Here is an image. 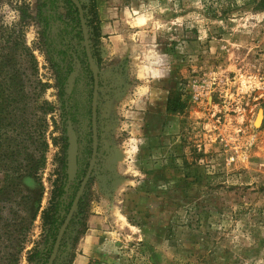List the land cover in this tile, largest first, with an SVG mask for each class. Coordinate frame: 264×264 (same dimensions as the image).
I'll return each instance as SVG.
<instances>
[{"label":"rangeland","instance_id":"rangeland-1","mask_svg":"<svg viewBox=\"0 0 264 264\" xmlns=\"http://www.w3.org/2000/svg\"><path fill=\"white\" fill-rule=\"evenodd\" d=\"M78 1L95 162L51 264H264V8ZM94 86L67 0H0V264L48 263Z\"/></svg>","mask_w":264,"mask_h":264},{"label":"water","instance_id":"water-1","mask_svg":"<svg viewBox=\"0 0 264 264\" xmlns=\"http://www.w3.org/2000/svg\"><path fill=\"white\" fill-rule=\"evenodd\" d=\"M73 2V4L77 7L78 9V12H79V16H80V22H81V26H82V31H83V34H84V39H85V44H86V49H87V56H88V59H89V62H90V66L92 67V71H93V75H94V83H95V86H94V97H93V106H92V115H93V132H94V150H93V154H92V157L89 161V165H88V169H87V173L83 179V181L81 182V185L79 187V190L77 192V195L72 203V206L63 222V225L62 227L60 228L59 230V233L57 235V238L55 240V244H54V247H53V250H52V253L50 255V258H49V261L47 264H51L54 257H55V253H56V250H57V247H58V244H59V241L61 239V236L64 232V229L67 225V223L69 222V219H70V216L72 214V211L77 203V200L81 194V191L82 189L84 188L86 182H87V179L89 177V174L91 173V169L93 167V164L95 162V152H96V140H95V98H96V94H97V74L94 70V66H93V63H92V58H91V53L89 51V48H88V43H87V36H86V29H85V18H84V13H83V9H82V6L81 4L79 3L78 0H71ZM76 153H77V148H76V138H75V134L72 130L71 127H69V149H68V171H69V175H73L75 173V170H76V163H77V160H76Z\"/></svg>","mask_w":264,"mask_h":264},{"label":"trees","instance_id":"trees-1","mask_svg":"<svg viewBox=\"0 0 264 264\" xmlns=\"http://www.w3.org/2000/svg\"><path fill=\"white\" fill-rule=\"evenodd\" d=\"M69 3H70V6L72 7V9H73V11L75 12V18H76V24H77V26L78 27H81V23H80V16H79V12H78V10H77V7L73 4V2L71 1V0H67ZM254 3H255V6L257 7V8H259V9H261V8H264V0H255L254 1ZM232 4H233V2L232 1H230V0H228V3H227V8H229V7H231L232 6ZM222 10H225L226 9V7L224 8V6H221L220 7ZM86 25H87V21H86ZM80 32H81V30H80ZM91 55H92V57L94 58V52L93 51H91ZM92 76L90 75V78H91ZM172 102V103H171ZM176 102L175 101H171V99H169V104L172 106V107H176V104H175ZM34 114V113H33ZM13 115V114H12ZM32 127V126H31ZM33 130V132L35 131L34 129H32ZM32 137V136H31ZM13 170V172H17L18 171V167L17 166H14L13 168H12ZM33 169H36V166L34 167V168H31V169H28L29 171H27V175H32V174H34L33 173ZM6 171H10L9 169L8 170H6ZM80 202V200L78 201V203ZM73 218V217H72ZM72 218L70 219V222H72ZM63 221V220H62ZM66 232H67V230H65L64 231V233H63V236L66 234ZM62 241L63 240H61L60 241V245L62 244ZM59 245V246H60ZM49 254H50V251L48 252V256L47 257H49Z\"/></svg>","mask_w":264,"mask_h":264},{"label":"bare ground","instance_id":"bare-ground-1","mask_svg":"<svg viewBox=\"0 0 264 264\" xmlns=\"http://www.w3.org/2000/svg\"><path fill=\"white\" fill-rule=\"evenodd\" d=\"M259 120H260V115H258L256 123H258Z\"/></svg>","mask_w":264,"mask_h":264}]
</instances>
